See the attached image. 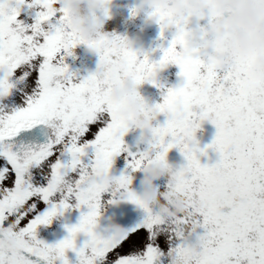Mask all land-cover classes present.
<instances>
[{
    "label": "snow or ice",
    "instance_id": "obj_1",
    "mask_svg": "<svg viewBox=\"0 0 264 264\" xmlns=\"http://www.w3.org/2000/svg\"><path fill=\"white\" fill-rule=\"evenodd\" d=\"M84 43L58 0H0V228L18 238L14 247L0 244V264H70L68 251L76 264H264V87L250 89L183 36L171 38L158 61L133 49L99 56L100 63L123 59L133 89L155 84L168 64L179 68L182 84L154 105L166 117L155 128L157 158L175 147L186 161L162 190L182 194L185 211L165 218L130 187L129 172L142 171L144 153L124 143L128 125L109 99L113 81L93 72L74 82L68 70L69 47ZM200 114L215 117L206 145L218 156L211 165L197 156L206 153L194 136ZM116 157L125 170L117 175L121 191L113 193L101 177L112 174ZM224 192L235 199L221 203ZM121 200L143 215L120 236L105 235L101 209ZM82 207L65 238H37L39 225Z\"/></svg>",
    "mask_w": 264,
    "mask_h": 264
},
{
    "label": "clouds",
    "instance_id": "obj_2",
    "mask_svg": "<svg viewBox=\"0 0 264 264\" xmlns=\"http://www.w3.org/2000/svg\"><path fill=\"white\" fill-rule=\"evenodd\" d=\"M58 3L65 10L70 30L85 42L83 45L91 53L99 57L102 53L111 52L116 56L133 49L136 38L104 30L105 21L111 19L114 0H58ZM125 7L130 19L140 17L145 25H157L171 38L183 36L190 48H195L202 56L241 79L250 81V89L264 87V0H132ZM73 49L69 47L68 52L72 54ZM244 68L246 72L241 71ZM125 71L123 59L111 64L107 60L104 63L98 60L94 74L99 79L113 81L109 99L120 106L119 115L128 125L127 133L139 131L138 141L144 145L142 151L145 160L139 198L165 218L176 217L185 211V197L177 194L174 187L162 191L156 181L166 178V183L174 184L181 166H173L166 159L157 158L153 147L156 128L153 122L158 116L155 104H147L136 89L126 82ZM213 119L212 114L197 116L194 136L203 122L212 124ZM238 147L243 151L247 144L241 141ZM101 179L108 191H121L119 176L104 175ZM235 195L233 192L230 200L235 199ZM103 229V234L113 237L120 236L124 230L111 218ZM8 233L9 228H0L3 235L0 244L5 248L18 243L16 235Z\"/></svg>",
    "mask_w": 264,
    "mask_h": 264
},
{
    "label": "rangeland",
    "instance_id": "obj_3",
    "mask_svg": "<svg viewBox=\"0 0 264 264\" xmlns=\"http://www.w3.org/2000/svg\"><path fill=\"white\" fill-rule=\"evenodd\" d=\"M114 29V30H113ZM104 30L109 32H115L116 34H126L130 38H136V43L133 45V50H140L149 55L150 60L158 61L162 55L160 49L167 47L168 41L171 39L170 35L165 32L161 36L160 29L157 25H145L142 18L137 17L130 19L129 17H111L104 23ZM99 57L91 53L86 45H77L73 50L72 54L65 57V63L68 65L69 72L74 74V82H79L81 78L87 77L93 73L96 69ZM241 71L246 72L244 68ZM155 76V84L145 81L144 83L136 86V91L146 101L147 104L152 105L161 103L163 99V93L168 88H175L182 84V77L179 76V68L174 64H168L163 69H160ZM245 80V79H244ZM247 81L250 87L251 82ZM166 117L163 114L157 116L154 125L157 123L163 124ZM212 125V124H211ZM213 127V125H212ZM208 122H203L201 127L195 133V140L200 149H206L208 144L207 132ZM138 133V131H129L124 136V143L131 138L132 135ZM215 136V132L212 133ZM144 145L141 143V151ZM197 156L201 164L211 165L218 159L217 154L213 149L207 148L206 153L201 155L197 153ZM166 161L173 166H181L186 163L184 156L180 153L178 148H172L168 151L165 156ZM125 170V161L121 157H116L114 160L112 174L119 175L121 171ZM141 171L129 172L132 176L131 189L137 194L140 193V176ZM156 183L163 190L166 184V178H162ZM233 192L221 193V203H227L230 200ZM108 198L105 197V200ZM136 206L130 202L121 200L118 203H104L101 209V216L99 218L100 227H104L108 222L109 218L115 223H118L123 228H128L132 224L139 221L142 215H139L142 211L137 212ZM86 211L83 207L81 209H69L64 212L62 216H58L52 219L51 223L47 225H39L37 227V238L43 240L45 243L54 244L59 240H62L67 236L66 227L76 224L79 220L80 213ZM85 237L82 235L77 238V245L83 242ZM70 264H76L75 254L71 251L66 253Z\"/></svg>",
    "mask_w": 264,
    "mask_h": 264
},
{
    "label": "flooded vegetation",
    "instance_id": "obj_4",
    "mask_svg": "<svg viewBox=\"0 0 264 264\" xmlns=\"http://www.w3.org/2000/svg\"><path fill=\"white\" fill-rule=\"evenodd\" d=\"M131 0H114L113 6L111 8V17H129V11L128 8L125 7V5L130 4ZM114 30V29H113ZM111 33V31H110ZM158 74V73H157ZM207 123V122H206ZM206 136L208 138V144H211L214 137L212 136V133H216L215 127L208 123V130L206 129Z\"/></svg>",
    "mask_w": 264,
    "mask_h": 264
},
{
    "label": "water",
    "instance_id": "obj_5",
    "mask_svg": "<svg viewBox=\"0 0 264 264\" xmlns=\"http://www.w3.org/2000/svg\"><path fill=\"white\" fill-rule=\"evenodd\" d=\"M132 1V0H131ZM126 145L128 146V150L130 152L136 153L140 151V143L138 141V135H133L131 140H129ZM143 173L142 171L139 173L140 179L142 177Z\"/></svg>",
    "mask_w": 264,
    "mask_h": 264
},
{
    "label": "trees",
    "instance_id": "obj_6",
    "mask_svg": "<svg viewBox=\"0 0 264 264\" xmlns=\"http://www.w3.org/2000/svg\"><path fill=\"white\" fill-rule=\"evenodd\" d=\"M135 209H137V212H140L141 210L140 209H138L137 207L135 208ZM143 213L141 212L140 214H138L139 215V217H140V215H142Z\"/></svg>",
    "mask_w": 264,
    "mask_h": 264
}]
</instances>
